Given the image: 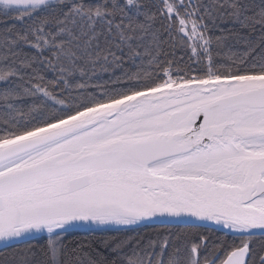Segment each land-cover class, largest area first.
<instances>
[{
  "label": "snow or ice",
  "instance_id": "snow-or-ice-1",
  "mask_svg": "<svg viewBox=\"0 0 264 264\" xmlns=\"http://www.w3.org/2000/svg\"><path fill=\"white\" fill-rule=\"evenodd\" d=\"M0 246L264 264V0H0Z\"/></svg>",
  "mask_w": 264,
  "mask_h": 264
},
{
  "label": "trees",
  "instance_id": "trees-1",
  "mask_svg": "<svg viewBox=\"0 0 264 264\" xmlns=\"http://www.w3.org/2000/svg\"><path fill=\"white\" fill-rule=\"evenodd\" d=\"M155 230H163V227L161 226H155L154 228H144V229H141V233L142 234H151L153 233ZM111 234V233H109ZM98 233L97 234H94L92 232H80V231H77L76 233L68 236L65 240V243L66 244H72L76 241H87L89 239L91 240H95L98 238ZM22 247V246H21ZM11 249H1L0 250V254H3L4 252H10Z\"/></svg>",
  "mask_w": 264,
  "mask_h": 264
},
{
  "label": "water",
  "instance_id": "water-1",
  "mask_svg": "<svg viewBox=\"0 0 264 264\" xmlns=\"http://www.w3.org/2000/svg\"><path fill=\"white\" fill-rule=\"evenodd\" d=\"M156 226H161V227H163L162 225H156ZM78 231H80V232H85L86 230H84V229H81V230H78ZM86 232H89V231H86ZM1 249H4L2 246H0V250Z\"/></svg>",
  "mask_w": 264,
  "mask_h": 264
}]
</instances>
